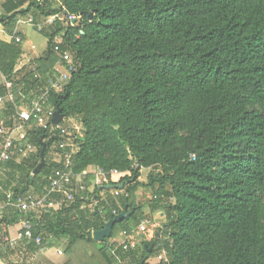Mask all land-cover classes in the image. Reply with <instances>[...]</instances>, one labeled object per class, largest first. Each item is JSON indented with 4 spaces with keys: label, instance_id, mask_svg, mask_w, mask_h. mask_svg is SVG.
<instances>
[{
    "label": "trees",
    "instance_id": "trees-1",
    "mask_svg": "<svg viewBox=\"0 0 264 264\" xmlns=\"http://www.w3.org/2000/svg\"><path fill=\"white\" fill-rule=\"evenodd\" d=\"M2 12L0 118L8 128L30 127L20 146L36 152L15 153L0 172L7 179L0 183V259L33 264L56 241L84 253L75 264H148L163 253L167 261L158 264H264V0H3ZM66 13L78 20L46 26L39 32L46 50L17 71L26 59L11 38L18 22ZM61 62L72 71L57 93L51 81ZM47 91L48 124L21 120L18 111ZM57 110L61 129L52 124ZM43 143L46 165L34 174ZM67 154L76 176L90 168L126 173L110 183L123 188L97 187L86 174L87 191L60 210L5 208L9 194L15 204L44 196ZM142 187L166 222L150 233L153 243L124 252L118 237L146 216V205L135 202ZM126 209L129 218L97 242L94 233ZM25 218L35 223L33 237L12 249L8 229ZM83 245H98L102 262L86 257Z\"/></svg>",
    "mask_w": 264,
    "mask_h": 264
},
{
    "label": "built area",
    "instance_id": "built-area-1",
    "mask_svg": "<svg viewBox=\"0 0 264 264\" xmlns=\"http://www.w3.org/2000/svg\"><path fill=\"white\" fill-rule=\"evenodd\" d=\"M61 21L76 22L77 17L66 13L64 17L55 16L52 18L45 19L44 21H37L34 17H29L28 19L21 20L18 22L17 26L27 24L32 26L38 32H42L46 26L54 25L58 19ZM18 28V27H17ZM14 31L11 38L16 41V43H21L22 38L18 29ZM70 61V54L65 53L63 56V62ZM57 76L56 81H51V90L62 93L65 85L71 78V69H67L65 65L61 62L59 68L55 69ZM50 90V91H51ZM50 91L44 93L41 97L35 99L30 108H28V113L23 114L21 111L18 115L21 120L29 122L33 120L40 126H44V103L49 100ZM9 101L15 102V97L11 91L8 93ZM6 102V98L0 97V106H3ZM46 126V125H45ZM25 126H16L15 128H8L4 125V121H0V172L3 170V165L12 159V156L16 153L21 159L27 158L30 154L35 153L36 149L32 145L27 147L20 146L26 139V134L23 133ZM57 128L61 129L60 126ZM65 135L66 130H62ZM63 148V146H62ZM73 162L72 154H67L65 156L64 170L57 173L56 177L52 180L50 188L47 193L42 197H34L32 195L21 196L17 199L16 204L12 201V197L8 195V202L6 207H15L23 214H44L49 213L51 210H60L63 208L65 203L74 202L75 196L78 193H84L87 191V186L83 184V176H76L72 172ZM94 185L97 187H104L110 185L111 182L118 180L120 177L126 175V173L112 170L110 172L103 171L102 169H97L94 173ZM118 195V194H116ZM97 206L94 203L92 207ZM83 206L82 208H84ZM3 209L0 206V210ZM21 229L19 230L18 236L15 239H8L11 248L14 249L18 243L23 240H31L33 237V231L35 228V223L32 218H25L20 223ZM162 228L153 220L148 218L146 215L142 223L129 231H124L122 233V241L119 248H122L124 252H129L135 249L139 244H141V237L146 234L154 233L157 229ZM37 244L41 243L40 239L36 240ZM118 249L112 250V253L116 255ZM62 252L59 253V256ZM165 254V253H164ZM167 261V258L164 260Z\"/></svg>",
    "mask_w": 264,
    "mask_h": 264
},
{
    "label": "rangeland",
    "instance_id": "rangeland-1",
    "mask_svg": "<svg viewBox=\"0 0 264 264\" xmlns=\"http://www.w3.org/2000/svg\"><path fill=\"white\" fill-rule=\"evenodd\" d=\"M2 1L3 0H0V5H1ZM2 15H3V12H2V10H0V16H2ZM39 20L44 21L45 18L39 17ZM17 27H18L17 28L18 31L20 33H22V36L20 35L22 38L21 44L23 45V50H24L25 55H26V59L23 60L19 64V66L16 68V70L19 71L23 67L29 65L35 59L42 56V54L44 53V51L47 48L48 39L43 34L39 33L36 29H34L30 25L23 24V25H20ZM57 68H59V66ZM2 78L3 77L0 75V82L1 83L4 82L2 80ZM22 112H23V114H27L28 108L23 107ZM50 114H51L50 112H48V114H45L46 117H44V126L48 124V122L51 118ZM0 121H1V118H0ZM65 124H69V125L73 126V128H75L77 131H80L82 129L81 123L75 119H69L67 121V123H65ZM28 128H30V127L25 126V128H23L24 129L23 133L26 134L28 132ZM54 157H55V155H54ZM149 173H150V170H147V169L142 170L141 182H143L144 184H146L148 182ZM0 180H1L0 183L2 182V184L4 186V183H6L7 179L1 175ZM89 185H90V183H89ZM1 187L2 186L0 184V188ZM152 199H153V195L146 187L140 188L138 190V192L136 193V196H135L136 204L146 205L145 214L148 216V218L153 220L159 226L163 227L164 223L166 222V216H165L164 211L162 209H160V208L152 209L149 206V203ZM118 239H120V237H118ZM120 240H122V238ZM152 240H153V234H146L145 236L141 237V243L144 242V243H150L151 244V243H153ZM54 242H55L54 246L45 247L41 251V253L36 255L33 259L31 258L29 260V262H31L33 264H75L74 262H72L70 260L71 259L79 260L78 257L80 255L84 254V253L80 254L79 251L76 250L77 247L75 248L74 251H72V253H70L67 251V244L65 242H60V243L56 242V241H54ZM82 247H83V249L81 248L80 250H81V252L86 251L85 252L86 257H90L94 261L102 262V259L100 257L99 252L96 251V250H99L98 245H94L93 247L92 246L87 247V246L83 245ZM60 252H62V254L59 256ZM165 256L166 255L163 253L162 256H160L159 258H151L148 261V264H158L160 261L166 259ZM13 259H14V262H16V260L17 261L20 260V259H17V257H13Z\"/></svg>",
    "mask_w": 264,
    "mask_h": 264
},
{
    "label": "water",
    "instance_id": "water-1",
    "mask_svg": "<svg viewBox=\"0 0 264 264\" xmlns=\"http://www.w3.org/2000/svg\"><path fill=\"white\" fill-rule=\"evenodd\" d=\"M62 120H63L62 110H57L53 114L52 124L54 126H58L62 122ZM46 150H47V144L43 143L42 144V150H41V153H40L41 162L38 165V167L36 168L34 174L39 173L42 170V168L46 165V157H45ZM123 186H124L123 184L122 185H118V186L108 185V186H105V188L106 189H114V188H120L121 189V188H123ZM102 188H104V187H102ZM128 218H129V212L126 209L122 214L117 215L114 219L110 220L106 224V227H105L104 230L95 232L94 233V239L97 242H100V243L104 242L106 239H110L111 235H112L113 227L116 224H119V223H121L122 221H124V220H126ZM150 251H152V249H150Z\"/></svg>",
    "mask_w": 264,
    "mask_h": 264
},
{
    "label": "crops",
    "instance_id": "crops-1",
    "mask_svg": "<svg viewBox=\"0 0 264 264\" xmlns=\"http://www.w3.org/2000/svg\"><path fill=\"white\" fill-rule=\"evenodd\" d=\"M2 3H3V1H2ZM2 3H1V5H0V10H2ZM22 34V33H21ZM0 75L3 77V75L0 73ZM2 80L4 81V82H0V84L1 85H5L6 84V81H5V78L3 77L2 78ZM25 110V109H24ZM97 169L96 168H90L89 169V171L86 173L87 175H90V174H93L95 171H96ZM85 174V175H86ZM86 176H84L82 179H84ZM20 226V225H19ZM19 226H15V227H10L9 229H8V237L7 238H9V239H15V238H17V236H18V233H19V230L21 229V226L19 227ZM18 227V228H17ZM20 228V229H19ZM120 239H121V237H120ZM13 259V258H12ZM12 261H14V259L12 260ZM0 264H8V262L7 261H4L3 259H0Z\"/></svg>",
    "mask_w": 264,
    "mask_h": 264
},
{
    "label": "clouds",
    "instance_id": "clouds-1",
    "mask_svg": "<svg viewBox=\"0 0 264 264\" xmlns=\"http://www.w3.org/2000/svg\"><path fill=\"white\" fill-rule=\"evenodd\" d=\"M105 187V186H104Z\"/></svg>",
    "mask_w": 264,
    "mask_h": 264
}]
</instances>
